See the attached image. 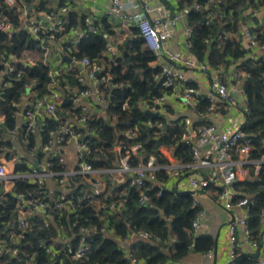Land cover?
Instances as JSON below:
<instances>
[{"label":"built area","instance_id":"built-area-1","mask_svg":"<svg viewBox=\"0 0 264 264\" xmlns=\"http://www.w3.org/2000/svg\"><path fill=\"white\" fill-rule=\"evenodd\" d=\"M174 1H177V11L165 3H158L157 0H110L108 7L120 18L119 28L123 32H132L134 39H142L144 47L154 54L151 64L160 67L154 74V79L162 88V92L141 99L139 105L151 114L165 116L168 119L164 121L150 118L129 128L124 134L137 139L143 128H152V137L157 140L166 135L171 128L179 127L180 137L177 140L189 146L191 161H184L177 156L176 145L169 146L159 141L157 146L161 155L149 154L145 149V141L137 139L130 143L119 139L113 147L116 158L107 167H97L86 157L92 151L90 137L95 133L89 121L108 114L107 99L102 87L110 84L113 76L108 71L105 59L111 62L121 55L119 43L103 33L106 44L101 58L91 59L89 56L79 58L76 53L79 51L80 39L86 31L97 33L99 30L90 16L85 19L86 24L82 31L75 37L66 38L69 33L66 15L70 12L71 3L57 5L54 10L48 11L38 3L28 5L23 3V0H3L7 6L17 8L21 29L35 37L38 43L31 52L23 54L11 53L7 56L0 52V99L6 88L12 86L10 76L16 72V65L36 64L39 60L37 54L42 51V60L50 65L48 70L50 92L40 96L35 90V82L32 81L26 85L27 91L24 96L30 94L27 102L22 103V99L14 102V105L18 107L19 126L28 132H40L46 125V118L59 123V128L53 133V140L40 147L43 153L50 152L41 164L31 165L29 170L21 172L16 171L15 167L17 163L22 162L18 154L15 153L10 159L5 155L0 156V180L4 182L5 192L13 189L17 178H25L40 185V189L31 196L18 195V224L21 231L12 230L13 243L19 242L23 237V232L30 227L29 216L36 213L47 217L45 226H48L49 221L54 218L52 209H74L77 212L75 207L81 201L96 203L98 209L107 207L123 210L127 199L122 195L126 194L127 188L120 186L128 182L139 191L142 205H149L152 202L147 190L150 186L159 188L158 195L164 190L173 189L189 192L194 204L199 207L191 230L195 236L208 228V212L199 203L200 195L205 192L215 197L226 211L233 212L229 222L228 264H237V260L243 254L253 256L254 264H264V229L260 239L254 237L248 213L254 201L241 185L244 181H256L264 165V155L259 159L253 157L254 146L251 137L243 130L251 109L245 86L250 74L241 65L243 57L228 65L224 63L214 65L199 59L192 49L194 27L189 23L183 29L186 50H175L172 41L179 23L187 17L190 7L186 5L180 8L179 0ZM221 1L196 2L195 10L208 11L205 19L210 23L218 18V11L210 9L211 3ZM245 12L259 19L258 22L249 19L246 23L239 20V36L241 40L247 42V45L242 47L247 51L244 57H255L258 53L264 54V43L260 38L264 31V0H256ZM228 18L232 20V16L228 15ZM15 28L16 24L10 16L0 15L1 31L11 33ZM59 32L62 33L58 36ZM236 34L237 32H225V35L230 37ZM56 44L70 63L65 65L64 61H60V57H56L57 60L52 57L53 46ZM77 69L78 80L83 84L88 80L91 83L87 84L88 88L66 85L74 94L71 97L72 103L81 108V111L67 112L62 116L58 109L65 96L58 78L66 70ZM17 76L20 79L22 74L18 72ZM205 82L207 84L202 86ZM201 100H207L208 105L198 111ZM173 102H178L179 106L193 112L194 115L180 114ZM124 107L130 109L133 104L127 99ZM231 109H237L239 113L232 121L233 127L221 128L209 120V116L217 117ZM199 118L206 120L201 121ZM116 120L117 115H113L111 123L115 125ZM2 122L4 115L0 110V124ZM15 135H17L15 131L11 130L6 140L12 139ZM7 150L12 151L14 148ZM71 153L77 162L69 163L68 155ZM55 155L59 157L60 163L65 165L64 170L54 169L51 158ZM51 178L60 182L62 187L60 192L54 193L46 187V181ZM183 180H187V183ZM75 190H78V196L73 195ZM261 224L264 227V210L261 213ZM91 229L93 227L83 228L82 232L88 235ZM109 232L113 234L112 231ZM130 235L151 237V234L143 230H132ZM129 238L131 237L123 238L121 242H127ZM55 244H45L48 252H54ZM211 250L206 252L212 253ZM69 251L73 252V257L79 258L90 251V244L83 238L75 249L70 246ZM6 253L16 256L19 250L11 242L1 239L0 254ZM128 255L132 264H145L137 260L131 252H128Z\"/></svg>","mask_w":264,"mask_h":264},{"label":"trees","instance_id":"trees-1","mask_svg":"<svg viewBox=\"0 0 264 264\" xmlns=\"http://www.w3.org/2000/svg\"><path fill=\"white\" fill-rule=\"evenodd\" d=\"M57 1L55 6H50L46 3L47 0H23V3L28 5L38 3L48 11L54 10L57 5L72 3L71 0ZM205 1H178L180 8L186 5L190 7L187 21L194 27L192 49L199 59L214 65L221 63L228 65L238 61L239 57H243L241 65L250 74L245 86L251 106L243 130L251 137L254 146L253 157L259 159L264 155V54L258 53L255 57H244L247 51L242 48V40L236 36L225 35V32L229 31L239 32L240 19L245 23L249 19L259 21L245 12L246 8L256 0L213 2L210 9L218 11V18L210 23H207L205 19L208 11L195 10L194 6L196 2L204 3ZM1 14L10 16L16 28L11 33L0 30V52L8 56L11 53L31 52L36 48L37 39L21 29L17 8L7 6L3 0H0ZM228 15L232 16V20L228 18ZM66 20L68 32L78 23L83 24L82 28H85L84 14L70 11L66 15ZM105 29L109 30L107 26ZM61 33L59 32L58 36ZM103 33L101 29L97 33L86 31L80 39L79 51L76 55L79 58L83 56H89L91 59L101 58L106 44ZM260 38L264 43V31L260 34ZM42 56V51H39L37 54L39 60L34 65L26 66L23 63L16 65V72L10 76L12 86L6 88L0 99V110L4 115V122L0 124V156L5 155L10 159L15 153L18 154L22 162L16 164V171L25 172L31 168V165L23 160L26 156H19L15 141L6 140L10 131H15L28 155L33 150L38 153V157H42L43 152L40 147L52 141L54 131L59 128V123L46 118V125L40 132L26 131L19 126L18 107L14 105V102L22 100L27 91L26 85L32 81L35 82V90L40 96L50 92L48 87L50 65L42 60ZM153 59V52L144 47L143 40L139 38L133 39L129 47L123 48L116 60L110 62L105 59L109 67L108 71L113 77L110 84L102 87L107 99L108 116L95 117L89 121L95 133L90 137L92 151L86 157L94 166L107 167L111 164L116 158L113 147L119 139L130 143L137 139L143 140L149 154L161 153L157 146L159 141L169 146L176 145L177 156L184 161H191L189 146L177 140L180 137L179 127L171 128L166 135H162L157 140L152 137L153 132L150 127V129L143 128L137 139L124 134L129 128L150 118L168 120L165 116L151 114L139 105L141 99L162 92V88L154 79V74L160 70V67L151 64ZM18 72L22 74L20 79L17 76ZM78 72V69L66 70L58 78V83L65 93V100L59 106L60 110L58 109L62 116L67 112L81 111V108L76 107L71 101L73 92L66 88L67 84L70 87H89L78 80ZM119 84L122 85L115 86ZM127 99L133 104L130 109L124 107ZM207 105V100H201L197 110L204 109ZM113 115H117L115 125L111 123ZM7 148H14V150L9 151ZM51 161L55 170L65 169V165L60 163L58 156H53ZM241 185L244 191L250 193L254 201L248 211L250 228L254 237L260 239L264 229L261 224V213L264 210V165L256 181H244ZM120 187L127 188L126 194L122 195L127 199L123 210L118 211L107 207L98 209L96 203L81 201L75 207L77 212L74 209H52L54 218L49 221L48 226H45L47 217L36 213L29 216L30 227L23 232V237L19 242L13 243L12 230L21 231L18 224V195L31 196L40 189V185L25 178H17L13 189L5 192L4 182L0 180V190L3 191L0 195V240L11 242L19 250L16 256L9 253L0 254V264H132L128 252L145 264L182 263L191 251L206 252L215 245L213 236L208 234L195 236L191 231L199 207L194 204L189 192L173 189L164 190L158 195L159 188L150 186L147 190L152 202L149 205H142L136 187L129 185L128 182ZM73 195L78 196V190H75ZM112 197L113 194L110 198ZM92 227L88 235L82 232L83 228ZM104 228L106 231H103ZM132 230H143L151 234V237H137L129 246H123L121 239L128 238ZM83 238L90 244V251L85 256L75 258L73 252L69 251V247L75 249ZM48 243H56L53 253L48 252L45 247ZM254 263V257L247 254H243L237 260V264Z\"/></svg>","mask_w":264,"mask_h":264},{"label":"crops","instance_id":"crops-1","mask_svg":"<svg viewBox=\"0 0 264 264\" xmlns=\"http://www.w3.org/2000/svg\"><path fill=\"white\" fill-rule=\"evenodd\" d=\"M71 9L70 11H75L79 14H84L85 19L90 16L93 19V23L96 24L99 29L103 30L104 34H107L111 40L117 41L121 47V52L123 48H127L131 45L132 40L134 39V34L132 32H123L119 28V24L121 22L120 18L115 16L109 9L108 4L110 0H71ZM136 1V0H135ZM57 0H47L50 6H55L57 4ZM158 3H165L167 4L172 10L177 11V1H170V0H157ZM181 23L178 25V29L176 35L172 41V46L175 50L185 51V36L183 35V29L186 24L188 23L187 17L183 19ZM82 22V21H81ZM83 24L78 23L75 24L69 30V33L66 35V38L75 37L77 33L83 30ZM107 26L110 30L105 29ZM134 32L136 29H133ZM237 37L241 39L239 36V32L236 34ZM242 47L247 45V42L241 41ZM54 59L56 57H60V61H64V64L70 63L68 58L65 54L61 51V48L58 45L53 46L52 52ZM57 60V59H56ZM60 62V63H61ZM203 82V79L200 77ZM91 83L89 80L86 84ZM205 82L202 86L206 85ZM90 85V84H89ZM77 88V86H74ZM30 94L23 96V102L26 103L27 99H29ZM65 96V93H64ZM178 102H173L175 108L180 112V114L186 115H194L193 112L188 111L187 109L179 106ZM108 114L104 115L107 117ZM171 116V115H168ZM239 116L237 109H231L227 113L223 115H217V117H210V121H214L217 123L221 128L228 129L233 127V120ZM15 141V146L19 152V156L25 157L23 160L30 165H38L41 164L46 157L50 154V152L43 153L42 157H38V153L34 152L33 150L28 155V152L23 148L17 135L13 136L12 138ZM20 158V157H19ZM3 159V158H2ZM69 163L70 162H77L78 160L74 156L73 153L68 155ZM11 165V164H10ZM184 183H187V180H183ZM182 181V183H183ZM47 188L51 189L52 192H60L62 187L60 182L56 179H48L46 181ZM76 185V183H74ZM78 186V185H77ZM80 186V184H79ZM199 203L207 210L208 212V228L202 230L200 234H208L213 236L215 240V245L212 247V253L209 252H196L191 251L189 255L185 258L182 263H169V264H228L229 257H228V234H229V222L232 219L233 212L226 211L215 199V197L210 196L207 193H202L199 197ZM236 210V209H235ZM131 238L127 242H121L123 246H129V244L133 241V239L137 237H133L130 235Z\"/></svg>","mask_w":264,"mask_h":264},{"label":"water","instance_id":"water-1","mask_svg":"<svg viewBox=\"0 0 264 264\" xmlns=\"http://www.w3.org/2000/svg\"><path fill=\"white\" fill-rule=\"evenodd\" d=\"M256 82V81H255ZM199 120H201V121H204V120H206V118H199ZM257 137H259V135L257 136ZM2 190H0V195L2 194Z\"/></svg>","mask_w":264,"mask_h":264}]
</instances>
